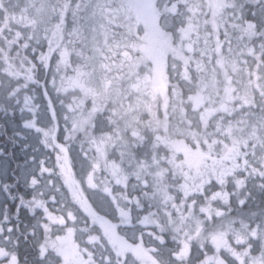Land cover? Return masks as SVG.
Masks as SVG:
<instances>
[{
	"label": "snow or ice",
	"instance_id": "6c2138e0",
	"mask_svg": "<svg viewBox=\"0 0 264 264\" xmlns=\"http://www.w3.org/2000/svg\"><path fill=\"white\" fill-rule=\"evenodd\" d=\"M0 264H264V0H0Z\"/></svg>",
	"mask_w": 264,
	"mask_h": 264
}]
</instances>
